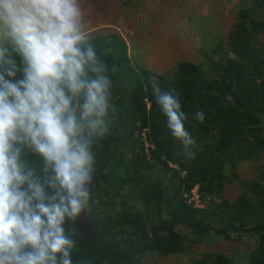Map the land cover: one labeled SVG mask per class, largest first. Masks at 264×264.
<instances>
[{
    "label": "trees",
    "instance_id": "obj_1",
    "mask_svg": "<svg viewBox=\"0 0 264 264\" xmlns=\"http://www.w3.org/2000/svg\"><path fill=\"white\" fill-rule=\"evenodd\" d=\"M116 1L94 6L114 11ZM219 30L208 24L182 38L164 73L129 53L117 31L90 32L113 80L115 116L96 149L85 213L112 243L92 244L71 223L77 264H144L222 240L236 245L232 255L205 252L187 264H264V0H240ZM154 82L180 100L194 156L171 137Z\"/></svg>",
    "mask_w": 264,
    "mask_h": 264
},
{
    "label": "clouds",
    "instance_id": "obj_2",
    "mask_svg": "<svg viewBox=\"0 0 264 264\" xmlns=\"http://www.w3.org/2000/svg\"><path fill=\"white\" fill-rule=\"evenodd\" d=\"M152 91L194 156L176 93L155 82ZM113 99L83 0H0V264H77L68 226L89 206Z\"/></svg>",
    "mask_w": 264,
    "mask_h": 264
},
{
    "label": "rangeland",
    "instance_id": "obj_3",
    "mask_svg": "<svg viewBox=\"0 0 264 264\" xmlns=\"http://www.w3.org/2000/svg\"><path fill=\"white\" fill-rule=\"evenodd\" d=\"M239 2L240 0H117L113 11L109 6L105 10L98 9L94 6V0H83V7L89 32L117 31L127 41L129 53L151 65L155 72L164 73L169 71L174 59H179L178 48L183 44L182 38L191 40L199 28L208 24L219 30L234 16ZM247 169L245 164L239 166L240 172ZM242 245L249 247L245 243ZM235 246L222 240L210 246L198 247L189 255L179 258L148 257L144 264H187L200 253L220 252L232 255Z\"/></svg>",
    "mask_w": 264,
    "mask_h": 264
},
{
    "label": "water",
    "instance_id": "obj_4",
    "mask_svg": "<svg viewBox=\"0 0 264 264\" xmlns=\"http://www.w3.org/2000/svg\"><path fill=\"white\" fill-rule=\"evenodd\" d=\"M98 180V174L96 172V178L94 179L93 183ZM75 227L78 229L80 235L88 240L90 243L95 245L101 244H111L112 242L109 240L107 236L99 234L91 225L89 220L86 217V213L81 216L78 222H73Z\"/></svg>",
    "mask_w": 264,
    "mask_h": 264
},
{
    "label": "built area",
    "instance_id": "obj_5",
    "mask_svg": "<svg viewBox=\"0 0 264 264\" xmlns=\"http://www.w3.org/2000/svg\"><path fill=\"white\" fill-rule=\"evenodd\" d=\"M193 195H194V201H195L196 203H198V202H197V195H196V191H193Z\"/></svg>",
    "mask_w": 264,
    "mask_h": 264
}]
</instances>
